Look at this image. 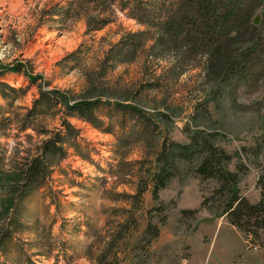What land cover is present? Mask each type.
Masks as SVG:
<instances>
[{
	"label": "rangeland",
	"instance_id": "374dc122",
	"mask_svg": "<svg viewBox=\"0 0 264 264\" xmlns=\"http://www.w3.org/2000/svg\"><path fill=\"white\" fill-rule=\"evenodd\" d=\"M59 1L65 2L0 0V60L23 61L42 74L38 83L50 81V87L79 92L84 71L62 66L64 56L95 41L87 61L95 63L124 29L141 25L118 12L106 27L89 31L83 19L53 18L49 9ZM262 7L255 12L258 23ZM258 25L264 35V22ZM161 63L157 73L170 62ZM109 72L112 79L124 81L147 77L141 60L121 63ZM256 72L253 80L216 81L199 66L179 77L158 78L161 89L149 90L145 107L153 111L151 106L167 97L178 113L160 122L156 142L147 150L131 137L120 143L117 134L73 118L81 129L77 140L85 156L70 148L48 185L13 205L7 177L0 174V226L11 234L0 244V264H25L28 256L38 264H264V227L259 228L260 237H246L222 214L220 180L199 172L195 162L180 161L178 173L158 196L152 181L142 195L130 194L140 185L141 166L156 167L163 139L172 146V140L206 138L225 154L226 168L235 174L242 193L257 201L264 176V70ZM2 78L26 87L17 103H32L39 84L16 71ZM0 102H5L1 94ZM117 129L118 135H125ZM200 153L202 149L196 155Z\"/></svg>",
	"mask_w": 264,
	"mask_h": 264
},
{
	"label": "trees",
	"instance_id": "16d2710c",
	"mask_svg": "<svg viewBox=\"0 0 264 264\" xmlns=\"http://www.w3.org/2000/svg\"><path fill=\"white\" fill-rule=\"evenodd\" d=\"M260 6L259 23L264 22V0H65L52 5L49 12L53 18L62 22L83 19L89 31L106 27L117 19L118 12L136 19L141 27L124 29L95 63L87 62L95 52V41L82 43L64 56L62 66L84 71L85 82L79 92L50 87V81L38 83L42 74L34 73L23 61L7 64L0 60V94L5 99L0 102V174L7 177L6 190L12 195V204L48 185L70 148L85 156L77 140L81 129L73 118L117 134L120 143L131 137L147 150L156 142L160 122L171 120L172 112L178 113L167 97L150 105L153 111L145 107L149 90L161 89L158 78L179 77L190 68L202 66L216 81L227 77L253 80L257 69L264 70V35L254 19ZM139 60L147 77L124 81L109 76L117 65ZM165 60L170 63L157 73ZM7 71L24 73L31 84H39L31 104L17 103L26 87L3 79ZM118 127L126 136L118 135ZM167 143V139L162 140L156 167H147L146 163L141 166L140 185L130 194L142 195L152 181L158 196L178 173L180 161L195 162L199 172L215 174L220 180L217 191L222 194V214L227 213L246 237H260L259 228L264 227V176L260 179V198L251 201L242 193L235 174L226 168L225 154L217 152L208 139L189 143L172 140V146ZM199 149L202 154L196 155ZM5 227L0 226V244L11 236ZM158 232L157 227L155 235ZM24 263L38 264L30 256Z\"/></svg>",
	"mask_w": 264,
	"mask_h": 264
}]
</instances>
